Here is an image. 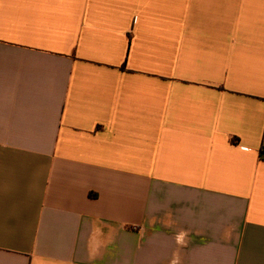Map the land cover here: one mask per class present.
<instances>
[{"label":"crops","instance_id":"obj_1","mask_svg":"<svg viewBox=\"0 0 264 264\" xmlns=\"http://www.w3.org/2000/svg\"><path fill=\"white\" fill-rule=\"evenodd\" d=\"M0 264H264V0H0Z\"/></svg>","mask_w":264,"mask_h":264}]
</instances>
